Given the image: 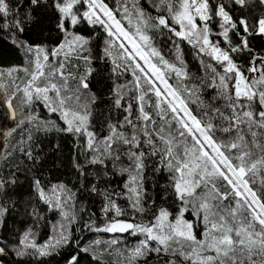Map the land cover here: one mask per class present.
Returning <instances> with one entry per match:
<instances>
[{
  "label": "snow or ice",
  "instance_id": "1",
  "mask_svg": "<svg viewBox=\"0 0 264 264\" xmlns=\"http://www.w3.org/2000/svg\"><path fill=\"white\" fill-rule=\"evenodd\" d=\"M5 41L0 264H264V0H0Z\"/></svg>",
  "mask_w": 264,
  "mask_h": 264
},
{
  "label": "trees",
  "instance_id": "2",
  "mask_svg": "<svg viewBox=\"0 0 264 264\" xmlns=\"http://www.w3.org/2000/svg\"><path fill=\"white\" fill-rule=\"evenodd\" d=\"M45 20H47V17H45ZM46 26L49 29L51 28V24H47ZM38 33H39V29H34L30 34H28V38L33 40L34 42H38L40 39L43 38ZM49 38L54 41L56 38L55 34L52 33ZM157 43L166 53L171 47L170 43L167 41L166 38L163 40L157 38ZM183 47H184V58L188 63L189 69L193 73H198L199 66L195 58V55L193 54V49L186 44ZM19 63H21V59L20 56L17 54L16 50L12 48L11 45L8 44L6 41L0 43V64L4 66H10ZM107 75L108 73L105 72L104 76L106 77ZM109 83L110 82L101 81L99 84H96V82L94 81V84H96L97 89H101L104 91L107 90ZM56 143L60 144L59 150H57L54 147ZM44 147L47 152L48 167H50L52 170L51 172L52 178L54 180L57 178H62L69 182H75V176L70 172L68 167L69 158L71 156V139L69 137L58 138L55 135H49L47 139H45ZM61 162L63 163V167L62 168L57 167L56 165ZM157 179H160L161 183L164 182L163 178L154 176L151 171V168H149L146 174L145 185L148 189V194L150 196H155V192L157 190L155 188V181ZM119 183H120V178L119 177L115 178L114 185L116 186L117 191H119ZM80 199L89 210L96 212L97 216H99V209L101 207L100 197L89 196L87 194H84L81 195ZM121 205L125 206L123 201H121ZM52 264H55V261H53Z\"/></svg>",
  "mask_w": 264,
  "mask_h": 264
}]
</instances>
